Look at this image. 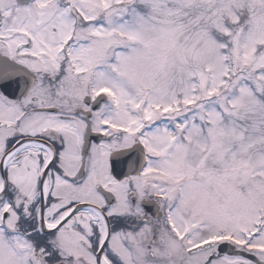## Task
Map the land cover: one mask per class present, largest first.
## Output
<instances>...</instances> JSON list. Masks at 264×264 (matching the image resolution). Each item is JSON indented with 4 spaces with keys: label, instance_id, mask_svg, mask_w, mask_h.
<instances>
[{
    "label": "snow or ice",
    "instance_id": "obj_1",
    "mask_svg": "<svg viewBox=\"0 0 264 264\" xmlns=\"http://www.w3.org/2000/svg\"><path fill=\"white\" fill-rule=\"evenodd\" d=\"M0 264H264V0H0Z\"/></svg>",
    "mask_w": 264,
    "mask_h": 264
}]
</instances>
